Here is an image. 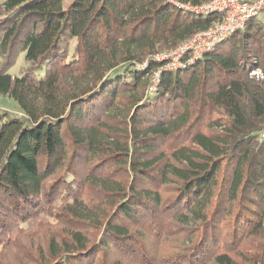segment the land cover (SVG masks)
I'll return each mask as SVG.
<instances>
[{"label":"trees","instance_id":"trees-1","mask_svg":"<svg viewBox=\"0 0 264 264\" xmlns=\"http://www.w3.org/2000/svg\"><path fill=\"white\" fill-rule=\"evenodd\" d=\"M66 2L2 5L0 264H264V20L150 93L222 17Z\"/></svg>","mask_w":264,"mask_h":264},{"label":"built area","instance_id":"built-area-1","mask_svg":"<svg viewBox=\"0 0 264 264\" xmlns=\"http://www.w3.org/2000/svg\"><path fill=\"white\" fill-rule=\"evenodd\" d=\"M166 1L187 14L202 18L219 15L222 19L214 27L196 33L189 41L176 49L163 52L153 58V61L159 62L161 66L153 76L150 93L155 91L162 72H175L189 68L205 53L226 42L236 32L244 30L251 19L264 13V0H209L200 5L179 3L174 0ZM146 65L147 63L143 67ZM252 74L262 75L260 71H254Z\"/></svg>","mask_w":264,"mask_h":264},{"label":"rangeland","instance_id":"rangeland-1","mask_svg":"<svg viewBox=\"0 0 264 264\" xmlns=\"http://www.w3.org/2000/svg\"><path fill=\"white\" fill-rule=\"evenodd\" d=\"M72 0H67L66 3H70ZM253 1V0H251ZM5 2V0H0V14L2 13L3 10V3ZM1 17V15H0ZM260 18L262 20H264V14L260 15ZM220 22V21H219ZM219 22H217L216 24H218ZM212 25L213 27L216 25ZM211 26V28H212ZM186 43V42H184ZM183 43V44H184ZM163 53V52H162ZM160 52V54H162ZM25 53L21 54L18 58V61L16 63L15 66H13L10 70V74L13 77H18L22 74V72H25V67H26V61H25ZM1 63V62H0ZM257 77H261L262 75H256ZM2 113H7L10 114L12 116H16V117H23V114L21 112V109L18 105V103L16 101H14L13 99L9 98V97H5V96H0V114ZM264 137V136H263Z\"/></svg>","mask_w":264,"mask_h":264}]
</instances>
